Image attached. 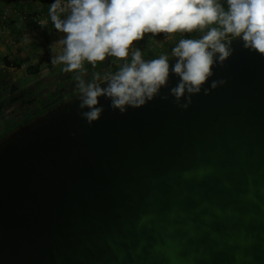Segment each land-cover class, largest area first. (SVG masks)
<instances>
[{"label": "water", "instance_id": "95a60500", "mask_svg": "<svg viewBox=\"0 0 264 264\" xmlns=\"http://www.w3.org/2000/svg\"><path fill=\"white\" fill-rule=\"evenodd\" d=\"M231 46L233 54L203 87L226 83L193 95L187 110L169 94L178 83L171 53L167 86L138 109L121 114L100 97L104 112L89 126L80 116L88 109L66 98L2 136L0 264H115L103 234L119 230L122 218H138L154 190L162 214L179 195L166 181L151 180L209 163L218 175L172 180L189 193L198 189L209 207L193 215L198 202L185 198L187 216L172 223L199 229L201 218L211 216L214 235L204 231L141 264H264V57L243 48L240 38ZM147 239L155 242L150 233Z\"/></svg>", "mask_w": 264, "mask_h": 264}, {"label": "clouds", "instance_id": "9594fccd", "mask_svg": "<svg viewBox=\"0 0 264 264\" xmlns=\"http://www.w3.org/2000/svg\"><path fill=\"white\" fill-rule=\"evenodd\" d=\"M48 16L53 28L64 34L56 41L59 52L52 56L51 63L63 65L65 73L77 74L78 107L88 109L81 111L80 116L89 126L104 112L100 97L110 100V107L123 114L129 108L138 109L151 102L167 86L170 75L167 55L145 60L137 48L132 50L128 61L134 42L142 40L147 33H202L198 38H181L172 48L176 61L171 65V73L178 77V83L169 89V94L181 110L189 108L193 95L202 90L208 95L226 83L223 79L212 80L209 87H203L214 75L213 68L233 54V39L240 38L243 48L264 57V0H226V7L221 0H54ZM47 23L42 21L41 27ZM24 42L30 43L31 38L25 36ZM109 56L125 62L102 78L106 86L97 83L101 79L98 74L93 75L91 82H85V62L95 68ZM218 174L216 165L209 163L181 172L171 170L167 176L153 178V185L164 180L179 195L162 214L160 203L155 199L160 194L154 190L147 201L150 207L139 212L138 218H122L117 221L119 230L113 227L103 234V242L116 257L115 264H141L146 256L174 251L204 231L214 235L209 227L211 216L201 218L204 223L199 229L192 222L172 223L187 216L189 211L182 204L185 198L198 202L190 210L193 215L209 207L198 189L189 193L183 185H172V180L179 177L184 182H198ZM224 187L229 189L231 185L225 181ZM162 225H165L164 235L160 236ZM178 230L187 236L177 237ZM149 233L155 242L147 239Z\"/></svg>", "mask_w": 264, "mask_h": 264}, {"label": "rangeland", "instance_id": "374dc122", "mask_svg": "<svg viewBox=\"0 0 264 264\" xmlns=\"http://www.w3.org/2000/svg\"><path fill=\"white\" fill-rule=\"evenodd\" d=\"M13 0H4L3 2L0 1V15L4 16V19L0 20V38H1V43L5 45L7 48L14 47L17 46L19 48H25V47H29L31 48V51H36V50H40L39 48L42 49V46H46L49 47L48 49V53L49 57L51 58L52 56L56 55L55 51L57 50V48L51 49L52 45H54L51 41H47V37H43V27H41V25H38L34 20H33V16L34 14H37L38 16L43 18V21H47V17H48V10L49 9H45L46 7V0H36L37 2H35V5L33 7H29V9L26 8V6L23 4L21 5L22 8H20V6L16 5V4H12ZM23 1V0H22ZM34 1V0H33ZM2 2V3H1ZM48 6V5H47ZM49 8V6H48ZM1 16V18H2ZM13 17L16 19L21 18L22 20H24V22L29 23L28 26H26L29 31H27L26 33L23 34H19L17 36L12 35L10 32H7V23H10V21H8V18ZM15 22L12 20V23ZM4 27V28H3ZM45 31L47 32V28H45ZM195 36L191 37V38H198L199 36L202 35V33L200 31H195L194 32ZM180 35V36H179ZM25 36H28L31 38V42L30 43H25L24 42V38ZM169 36V37H168ZM50 38V37H49ZM182 38V34L181 33H174L171 35L168 34H164V36H159V35H153L151 33H147L144 35V38L142 40H139L141 42V44L143 45V47L139 48L142 53H143V58L149 59L151 57H154L155 55L158 54H164L166 51H172V48L179 42V40ZM51 40V38H50ZM138 41V42H139ZM137 42V41H136ZM136 42H134L133 44V48L136 49ZM24 49H21V51ZM54 52V53H53ZM131 59V54L129 53V57H128V61ZM34 60V57H31L30 60L27 59L26 62L24 64L28 65L31 64ZM125 62V61H124ZM45 66V65H44ZM26 68H24V66L22 68H20L17 71H12V93H9V89H8V85L6 86V84H3V79H2V83H0V98H1V102L5 101L6 104L5 107H7V113L6 115L12 114V127L15 126L18 123L17 118H15L16 115L18 114V107L21 104L20 103V98L24 97L27 98L28 97V93L29 91H34L37 82L39 81L38 76L36 75H30L28 73H26L25 71ZM52 71H54L53 69H50L47 71L46 73H51ZM13 72H15L13 74ZM104 72V69H103ZM102 73H98V75H102L104 76V74ZM2 75V72H0ZM96 73V74H97ZM62 75H60V77L57 76L56 80L63 81L61 80ZM101 76V78H102ZM1 77V78H2ZM7 81L9 82L10 79L8 77ZM38 80V81H37ZM55 81V80H54ZM92 80H87V82H91ZM56 82V81H55ZM59 82H56V84L53 82L54 87L52 86L51 89H47L46 92H40L41 94H39L40 96L43 94L44 97H47V101H51L54 98V94L57 91V88H55V85L57 86ZM28 85V86H25ZM60 92L59 94L54 98L53 101L49 102V103H55V102H60L64 99H66L67 96H71L73 97L74 95H72V93H69V90L65 91L62 90V88H60ZM74 91L73 94H75V92H78V89L76 90H72ZM30 94V93H29ZM7 105V106H6ZM11 105V109H9V106ZM12 105H14V108L12 110ZM44 105L42 106H38L37 108L32 109L34 110V113L32 115L35 114H40L44 109ZM1 111H3V104L1 105ZM20 112V111H19ZM4 114V113H3ZM3 116V115H2ZM1 116V117H2ZM4 118V117H2ZM2 121L5 122V119ZM6 121H8V119H6Z\"/></svg>", "mask_w": 264, "mask_h": 264}, {"label": "crops", "instance_id": "0c3cea01", "mask_svg": "<svg viewBox=\"0 0 264 264\" xmlns=\"http://www.w3.org/2000/svg\"><path fill=\"white\" fill-rule=\"evenodd\" d=\"M0 1L3 2L4 0H0ZM35 2H37V1L36 0H34V1L33 0H23V1L22 0H13L12 4H16V5L20 6V8H22L21 5L24 4L26 6V8L29 9V7L31 8L35 5ZM45 9L46 10L49 9L47 4H46ZM1 16L2 15H0V20H1ZM46 19H47L48 23H47V26L45 28H47L48 31L46 32L44 27H43V31H42L43 37H47V41H51L54 44V45H52L51 49L57 48V50L55 51V54H57L59 52V47L56 44V41L58 39L62 38L64 34L58 33L53 28V26L49 20V16ZM11 20L15 21L13 23L12 22L7 23V28H8L7 32H10L11 36L12 35L17 36L18 33L23 34V33H26L27 31H29V29L26 27V26H28L29 23L24 22V20H22L21 18L16 19V18L10 17L9 21H11ZM28 27H30V26H28ZM0 33H1V31H0ZM185 35H190V38L195 36L194 32L193 33H185V34H182V38H184ZM49 37L51 38V40ZM0 43H1V38H0ZM49 47H51V46L48 45V47H46L43 45L42 49L39 48L40 50H36V51L32 52L31 48H29L28 46L25 48H19L17 46H14V47H11V49H10V48H7L5 45L0 44V72H2V75L0 73V83H2V79L4 77L3 84L7 83L6 86L8 85V89H9L8 92L9 93H12V71H17V70H12L11 67L4 66V64L1 61V59L3 57H5L10 62H12V60H15L17 63L21 64L20 68H22L23 66H24V68H27L30 65H38V67H39L38 72L36 74H34V75L38 76L39 81L37 80L38 82L36 84L35 90L31 91V92L29 91L30 94L28 93L27 98H25L24 95H23V97L20 98L21 104L19 105V107L17 109L19 114H21V113L23 114V112L35 109L38 106L47 105V103L49 102V101H47L48 100L47 97L43 96L44 93L41 96L39 94H41L40 92H46L47 89L48 90L51 89L52 86L54 87L53 82L55 84H56V82H59L58 80H56L57 76L60 77V75H62L61 80H63V81H60L57 86L55 85V88H57V91L54 94V97H56L59 94V92L61 90L60 88H62L63 91H65V89L69 90V93L72 90L77 89V87H76L77 82L75 80V76L77 74L76 73H65V72H63L62 71L63 65H53L51 63L52 57L50 58L49 54H47ZM136 47L139 49V48L143 47V45L141 44L140 41L139 42L137 41ZM21 49H24V50L21 51ZM166 53H168V52L166 51L164 54H166ZM160 55L161 54H158L155 56H160ZM31 57H34L33 62L31 64H28V65L24 64L26 62V60L27 59L30 60ZM151 58H153V57H151ZM151 58H149V59H151ZM149 59H146V60H149ZM115 60L120 64L124 63V61H119L116 58H115ZM129 62H130V60H129ZM49 68L53 69L54 71H52L51 73H49V72L46 73V70L48 71ZM85 68H86V73L83 76L85 82H87V80H92L94 74H96L97 72L102 73L103 69H104V68L100 67L98 65V63H97V66L95 68H93V67H91V65L87 64V62H85ZM14 73L15 72H13V74ZM6 77H8L10 79L9 82L7 81ZM102 77H104V76H102ZM25 86H28V85H25ZM27 101H28V103H26ZM9 109H11V105L9 106ZM13 109H15L14 105H12V110ZM5 110H8V109L4 105L3 111L0 112V117L3 115L4 112H6ZM0 121H2V119ZM1 125L6 126V123L1 124Z\"/></svg>", "mask_w": 264, "mask_h": 264}, {"label": "trees", "instance_id": "16d2710c", "mask_svg": "<svg viewBox=\"0 0 264 264\" xmlns=\"http://www.w3.org/2000/svg\"><path fill=\"white\" fill-rule=\"evenodd\" d=\"M221 3H224L225 4V7H226V0H221ZM10 22H12V20L10 21ZM181 34H185V33H181ZM159 36H164V33H161V34H158ZM184 38H190V35H185L184 36ZM172 53V51H170V52H168V53H166L165 55H168V54H171ZM159 56H155V57H153V58H158ZM153 58H151V59H153ZM1 61H2V63L4 64V66H8V67H11L12 68V70H18V69H20V65L21 64H19V63H17L15 60H12V62H10V61H8L5 57H3L2 59H1ZM98 65L100 66V67H102V68H104V72H103V74H104V76H106V75H108V74H110V73H114L115 71H117L118 70V68L120 67V63H118L116 60H115V58L114 57H112L111 58V56H109V57H107L106 59H105V61H103V62H98ZM92 67V66H91ZM38 70H39V67H38V65H30V66H28L26 69H25V71H26V73H28V74H30V75H34V74H36L37 72H38ZM103 78V77H102ZM101 78V79H102ZM100 79V80H101ZM99 81V80H98ZM70 93H72V95H74L72 98H74V99H76L77 98V96H78V92H76L75 94H73L74 93V91H71ZM71 96H67L66 98H70ZM26 103H28V101L26 102ZM52 104H54V103H52ZM52 106V105H51ZM49 107V106H48ZM45 108V107H44ZM43 108V109H44ZM26 120H23V121H21L20 123L22 124V123H24Z\"/></svg>", "mask_w": 264, "mask_h": 264}, {"label": "flooded vegetation", "instance_id": "af4514ba", "mask_svg": "<svg viewBox=\"0 0 264 264\" xmlns=\"http://www.w3.org/2000/svg\"><path fill=\"white\" fill-rule=\"evenodd\" d=\"M54 98L51 101H53ZM70 98H72V97H70ZM72 99H74V98H72ZM51 101H49V102H51ZM49 102L47 103V105H45L46 107L44 109H46L48 106H51V105H54L55 103H57V102H55L54 104H52V103H49ZM2 104L4 106V104H6V103H5V101H2L1 102V98H0V112H1V105ZM34 110H30V111L23 112V114L22 113L21 114L18 113L19 115H16L15 116V118L19 119L18 120V123L15 126H13V127H12V125H10V124H12V114L6 115L7 110H5L6 111V112H4L5 114H3V116H2L4 118L0 117V120L1 119H3V120L5 119V122L4 121H0V138L2 136H4L7 132H9L10 130H12L14 127L20 125L21 124L20 123L21 121H23V120H26L27 121L31 117H33L35 115H38V113L35 114V115H32L34 113ZM6 119H8V121H6ZM4 123H6V126L5 125H1V124H4Z\"/></svg>", "mask_w": 264, "mask_h": 264}, {"label": "built area", "instance_id": "2783aa9c", "mask_svg": "<svg viewBox=\"0 0 264 264\" xmlns=\"http://www.w3.org/2000/svg\"><path fill=\"white\" fill-rule=\"evenodd\" d=\"M54 2V0H46V4L48 6H50L52 3ZM5 17L2 16L1 19H4ZM13 18V17H12ZM33 20L38 24V25H41V22L43 21V18L38 16L37 14H34L33 16ZM8 21H9V18H8ZM133 45H132V48L129 50V53L131 54L132 50H133Z\"/></svg>", "mask_w": 264, "mask_h": 264}]
</instances>
